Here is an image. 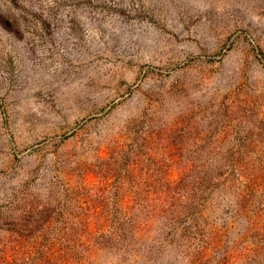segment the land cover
Listing matches in <instances>:
<instances>
[{
    "label": "rangeland",
    "instance_id": "1",
    "mask_svg": "<svg viewBox=\"0 0 264 264\" xmlns=\"http://www.w3.org/2000/svg\"><path fill=\"white\" fill-rule=\"evenodd\" d=\"M0 264H264V0H0Z\"/></svg>",
    "mask_w": 264,
    "mask_h": 264
}]
</instances>
